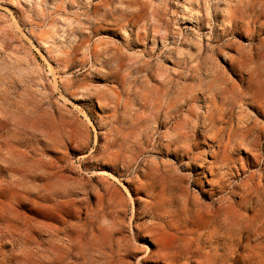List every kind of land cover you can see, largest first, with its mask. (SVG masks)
<instances>
[{"label":"rangeland","instance_id":"obj_1","mask_svg":"<svg viewBox=\"0 0 264 264\" xmlns=\"http://www.w3.org/2000/svg\"><path fill=\"white\" fill-rule=\"evenodd\" d=\"M0 264H264V0H0Z\"/></svg>","mask_w":264,"mask_h":264},{"label":"bare ground","instance_id":"obj_2","mask_svg":"<svg viewBox=\"0 0 264 264\" xmlns=\"http://www.w3.org/2000/svg\"><path fill=\"white\" fill-rule=\"evenodd\" d=\"M205 147V146H204ZM184 162V161H183ZM190 162V161H189ZM188 162V163H189ZM192 162V161H191ZM193 165V164H192ZM206 166H207V164H204V165H200L199 166V169H201V173H200V176L204 179V177H205V175H207L206 173H207V170H206ZM196 167V166H195ZM193 174V173H192Z\"/></svg>","mask_w":264,"mask_h":264}]
</instances>
